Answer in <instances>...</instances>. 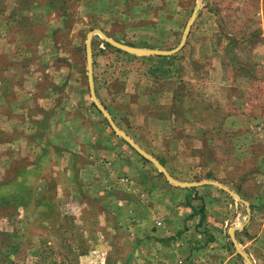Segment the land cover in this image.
Segmentation results:
<instances>
[{
    "label": "rangeland",
    "instance_id": "374dc122",
    "mask_svg": "<svg viewBox=\"0 0 264 264\" xmlns=\"http://www.w3.org/2000/svg\"><path fill=\"white\" fill-rule=\"evenodd\" d=\"M196 2L0 0V264H247L239 252L264 264V145L255 141L264 130V0H199L169 56L90 39L93 91L113 125L122 122L114 79L128 96L174 82L158 120L177 141L142 151L176 182L210 178L239 200L211 186L188 208L181 191H167L184 187L125 145L89 97V32L169 51ZM63 118L66 134L54 128ZM159 217L160 233H172L160 242Z\"/></svg>",
    "mask_w": 264,
    "mask_h": 264
},
{
    "label": "crops",
    "instance_id": "0c3cea01",
    "mask_svg": "<svg viewBox=\"0 0 264 264\" xmlns=\"http://www.w3.org/2000/svg\"><path fill=\"white\" fill-rule=\"evenodd\" d=\"M121 53H117V54L115 53V54L116 55H121ZM113 57L116 58L115 56H113ZM166 80L167 81H171L169 78H166ZM102 81L104 82V80H102ZM93 82H94V86H95V80ZM109 82L105 81L104 84L108 85ZM167 84H169V82H167L166 85ZM109 85L111 87L110 88L111 92L109 93V95L112 97V99L114 101L116 99L119 100V103L114 104V107L116 109H118V112H120L118 114V116H117V112L113 109L115 117L118 120L122 121L121 123H119V125H117V127H118L119 130H121V132H123L133 142V144L137 148H139L140 150H143V151L145 150V151L148 152L147 148H148V145L150 143H152L155 146L156 145L159 146V139L161 140V142H163V145L166 144V143L170 144L172 139H175V137H173V136L169 137V138L167 136H165V137L163 136V134H165V132L162 131L159 128V120H158L159 114L161 116H168V112H165V110L169 109L171 107L172 103L170 101V103H169V105L167 107L163 108L161 106L159 108V105H164V102H160V97H162L163 95H165V96L166 95H168V96L170 95V99H171V97L174 94V92H172V91H174V89H175L174 82L170 83L169 84L170 88L166 87V89L159 87V83H158L157 84L158 85V89L156 91L151 89L150 90L151 92H148V93H145V92L141 91L140 88H139L138 91L140 93L135 92L134 94H132L130 96L125 94L126 90L124 89V83H121L119 80L114 79ZM114 85L120 86L121 90L117 92L112 87ZM157 93H159V95H156ZM94 95H95L96 100L102 104L100 99H98L95 90H94ZM173 100H175L174 97H173ZM182 100H184V97L182 98ZM18 106L21 107V104H18ZM11 108L14 109L15 106L14 107L12 106ZM19 108L18 109L16 108V109L18 111L19 110L23 111V109H19ZM163 110H164V112H163ZM107 113H109L108 115L112 118L113 122L115 123V121H114V119L112 117L113 116L112 112L108 111ZM6 114H8V113H6ZM10 118L13 120L14 116L12 115ZM123 122H124V129L121 127L122 126L121 124H123ZM68 123H69V121H68L67 118L66 119L63 118V120H61V121H59L57 123L55 122L54 123L55 124L54 125L55 131L61 132V134L62 133L66 134L67 131H66V129H64L63 126H67L68 127V125H69ZM73 123H79L80 124L81 123V118H77V117L73 118ZM149 123H151V125H150L151 127H152V123L157 124L156 125L157 129L156 130H150L149 128H147L146 126ZM115 124H118V122L116 121ZM47 130L49 131V127H48ZM257 130H258V132L255 130L256 131L255 133H257V135H258L257 137L263 138V139H260L259 141H258V139H255V138L254 139H255L256 143L260 142L262 145H264V130H262L261 127H257ZM74 132L78 133L77 131H74ZM159 132H161L162 134H159ZM178 132L182 133V132H180V130ZM172 133H175V130H173ZM160 135H162V136H160ZM195 136H196V134H195ZM195 139L196 138H194L193 136H192L191 139H190V137L188 138L189 141H193ZM176 141H172V142H176ZM125 145H127V144L125 143ZM164 148H166L165 145H164ZM94 149L96 151L98 150V148H96V147H94ZM98 151H101V150H98ZM109 153L112 154L111 151H109ZM126 153L128 154V151H126ZM152 154L150 153V155H152ZM132 173H134V172L132 171ZM209 179H205V180H209ZM175 180H177V179H175ZM205 180H202V181H205ZM211 186H213V185L204 184V185H202L200 187L190 186V187L181 188L180 190H175V189H171L170 188L167 191H169V193L170 192L173 193L175 191H181L183 196L186 198V202H188L187 207L190 208V205H193V202L190 203L189 202V198H193L194 197L193 195H199L201 193L199 191H202V193L203 192H207L208 189L209 190L212 189V188H210ZM199 189H201V190H199ZM170 201H171V203H175L174 201H172V196H171ZM175 204H177V202ZM162 224L163 223H161V220H160V217H159V242L161 241V239H165L169 235H172L171 232H169V233L166 232L164 234L160 233V230H164ZM164 232H165V230H164ZM162 261H164V260H162Z\"/></svg>",
    "mask_w": 264,
    "mask_h": 264
},
{
    "label": "water",
    "instance_id": "95a60500",
    "mask_svg": "<svg viewBox=\"0 0 264 264\" xmlns=\"http://www.w3.org/2000/svg\"><path fill=\"white\" fill-rule=\"evenodd\" d=\"M198 8H199V0H197L196 5H195L190 17H189V19L187 20V22H186V24L184 26V29H183V32H182V36H181V38L179 40V43L177 44V46L174 49L169 50V51H163V50L141 51V50L134 49V48H131V47H128V46H124V45H122V44H120L118 42H115L112 39L106 37L99 30H94L92 32H89L87 34V36H86L85 44H84L87 88H88L89 97H90V100H91L92 104L98 110V112L103 116V118L106 120V122L109 125V127L111 128V130L118 137H120L126 144H128V146H130L137 154H139L141 157H143L144 159H146L149 162H151L156 167V169L165 177V179L168 182H170L171 184H173L175 186H179V187H190V186H199V185H204V184H211V185L216 186L217 188L221 189L222 191L226 192L227 194H229L233 198L239 200L237 198V196H235L233 193H231L228 189H226L225 187H223L220 184H218L216 182H213V181H202V182L193 183V184H181V183H178L175 180L169 178L167 173L164 171V169L153 158H151L145 152H143L142 150L137 148L133 144V142L123 132H121L119 129H117L113 125L108 113L97 102V100L95 98V95H94V91H93V83H92V75H91V54H90V39H91L92 34L98 35L108 45H110L113 48L118 49V50H120L122 52L128 53V54H133V55H137V56H150V55L169 56V55L177 52L183 46V43H184L185 38H186V35H187L188 31H189V28H190L192 22L194 21L195 14H196V11L198 10ZM232 231H233V229L229 230V235L231 237V240H232V243H233L235 249L238 250V246L236 245V243L234 242V240L232 238ZM239 253L244 258L246 263L250 264L249 261L242 254V252H239Z\"/></svg>",
    "mask_w": 264,
    "mask_h": 264
},
{
    "label": "trees",
    "instance_id": "16d2710c",
    "mask_svg": "<svg viewBox=\"0 0 264 264\" xmlns=\"http://www.w3.org/2000/svg\"><path fill=\"white\" fill-rule=\"evenodd\" d=\"M104 45H105L106 47H109L107 44H104ZM114 51L121 53V52L118 51V50H114ZM199 212H202V208H199Z\"/></svg>",
    "mask_w": 264,
    "mask_h": 264
}]
</instances>
